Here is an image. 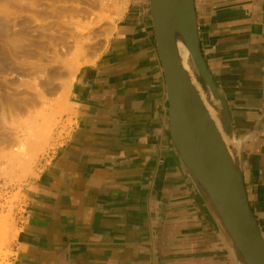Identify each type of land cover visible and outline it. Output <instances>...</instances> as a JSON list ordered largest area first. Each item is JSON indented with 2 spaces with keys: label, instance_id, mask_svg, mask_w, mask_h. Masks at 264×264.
<instances>
[{
  "label": "crops",
  "instance_id": "obj_1",
  "mask_svg": "<svg viewBox=\"0 0 264 264\" xmlns=\"http://www.w3.org/2000/svg\"><path fill=\"white\" fill-rule=\"evenodd\" d=\"M102 52L15 209L5 264H237L170 137L149 0H121ZM264 236V0H194Z\"/></svg>",
  "mask_w": 264,
  "mask_h": 264
},
{
  "label": "rangeland",
  "instance_id": "obj_2",
  "mask_svg": "<svg viewBox=\"0 0 264 264\" xmlns=\"http://www.w3.org/2000/svg\"><path fill=\"white\" fill-rule=\"evenodd\" d=\"M121 6V0H0V45L2 46L0 56L3 52L7 53L10 62L14 64L16 62V65L7 62L12 65L11 68L5 63L4 66H9V69L0 68V82L4 84L5 80H9L11 88L9 90H16V93H22L21 96L27 95L32 101L40 92L38 98L44 97L46 106L50 105L45 111L48 114L46 117L49 119L50 131L47 137L43 140L39 139L40 141L28 140L30 131L33 132L34 128L36 131L38 116L42 113L39 104L33 102L34 104L31 103L27 109H17L4 118L0 117V264H5L9 255L8 248L17 232L14 217L16 203L22 196V187L34 175L37 161L56 143V137L63 133L65 118L71 113L68 89L73 76L81 66L92 63L98 58ZM77 24L81 25L85 33L81 41V43L85 42L82 48L81 43L75 44L70 35ZM4 37L8 38L3 39ZM56 37H61L62 42L58 45L54 42L55 47L53 41L57 39ZM40 38L45 42L51 41L54 45L43 50L45 53L40 61L47 65L44 69V64L40 62L44 71L46 70L45 73H41L43 77L39 74L42 65L37 64L40 57L29 53L24 59L26 61L22 62L26 56H23L21 50L30 48L29 50L39 51L31 43L32 40L34 42ZM74 45H77V48L76 46L74 48ZM74 51L77 53L74 54ZM25 63L27 65L23 66ZM31 63L40 68L37 72L34 65L30 66L31 69L34 67L32 72L36 71L35 74L31 73L30 67H27ZM13 66L17 67L13 68ZM23 67H27L31 75L25 74ZM4 86L0 83V92L4 93ZM3 93H0V97Z\"/></svg>",
  "mask_w": 264,
  "mask_h": 264
},
{
  "label": "water",
  "instance_id": "obj_3",
  "mask_svg": "<svg viewBox=\"0 0 264 264\" xmlns=\"http://www.w3.org/2000/svg\"><path fill=\"white\" fill-rule=\"evenodd\" d=\"M149 6L172 145L237 264H264V236L248 203L227 103L202 55L194 0Z\"/></svg>",
  "mask_w": 264,
  "mask_h": 264
},
{
  "label": "bare ground",
  "instance_id": "obj_4",
  "mask_svg": "<svg viewBox=\"0 0 264 264\" xmlns=\"http://www.w3.org/2000/svg\"><path fill=\"white\" fill-rule=\"evenodd\" d=\"M57 12H59L58 10H56ZM5 23V22H4ZM1 24H3V23H1ZM7 24V23H6ZM6 24H5V27H6ZM8 26V25H7ZM2 27V26H1ZM3 27H4V25H3ZM4 27V28H5ZM24 28V27H23ZM6 30H7V32H8V29L6 28ZM24 30H26L25 28H24ZM27 32V31H26ZM6 33V32H5ZM5 35V34H4ZM70 35H71V37H72V39H73V41H74V43L75 44H77L78 43V45H79V42L81 43V41H82V38L84 37L83 35H85V33H83V30H82V27H81V25H79V24H77L75 27H74V29L70 32ZM1 36V35H0ZM8 38V37H7ZM7 38H3V39H7ZM57 38V37H56ZM54 39V38H53ZM6 41V40H5ZM49 41V40H48ZM4 42V41H3ZM56 43L57 45H58V43L59 42H62V40H61V37H59V38H57L55 41H53V43ZM55 43H54V45H55ZM85 43V42H84ZM84 43L82 42L81 43V48L83 47V45H84ZM4 44V43H3ZM31 45H35V47H36V49H38L39 51H37L36 52V50L35 51H33V50H29L28 48H24V50L23 49H21L22 50V54H23V56H26V55H29V53L30 54H36V56H38V57H40L39 58V62H37V64L38 65H40L41 63H43V61L41 62L40 61V59H43V54L45 53H43V50L45 51V49H48V46H50L51 45V48H52V46H54V45H52L51 44V41L50 42H45V41H43L42 40V38H40L39 40L37 39L36 41H34L33 42V40H32V43H31ZM28 46H29V44H28ZM71 46V45H70ZM75 46H76V48H77V45H74V48H75ZM1 45H0V49H1ZM55 47H56V45H55ZM59 47H60V44H59ZM62 47V46H61ZM68 47V46H67ZM73 47V46H72ZM8 48V47H7ZM10 48V47H9ZM33 48V47H32ZM70 48V47H69ZM79 48V47H78ZM3 49V48H2ZM4 50H5V48H4ZM3 50V51H4ZM41 50V51H40ZM79 50V49H78ZM1 51V50H0ZM54 51V50H53ZM77 51V50H76ZM83 51V50H82ZM2 52V51H1ZM19 52V51H18ZM56 52V51H55ZM75 52V51H74ZM15 53H17V52H15ZM14 53V54H15ZM21 53V52H20ZM77 52H75L74 54H76ZM2 55L0 56V68H3V67H5L6 65H11V64H14V63H11L10 62V58L8 59V55H7V53H1ZM12 54V53H11ZM19 54V53H18ZM17 54V55H18ZM56 54V53H55ZM15 57H16V55H15ZM14 57V58H15ZM19 57V56H18ZM18 57H17V59H18ZM22 57V56H21ZM28 56H26V57H24L23 58V60L24 59H26ZM78 57H80V56H78ZM9 61H8V60ZM12 60V59H11ZM14 60V59H13ZM20 60L22 61V59L20 58ZM15 61H16V59H15ZM21 61H20V64H21ZM26 60H24V61H22V62H25ZM78 61V60H77ZM7 62H10L11 64H8ZM41 62V63H40ZM5 63H7L6 65H5ZM18 63H19V61H18ZM30 64V63H29ZM44 64V63H43ZM43 64H41L42 65V67H41V69L42 70H40V68H37V66L38 65H35V64H32L31 63V65H28L27 67L29 68L30 66H32V65H34L35 66V69H36V71L39 69L41 72H39V74L40 75H42L41 73L42 72H44L45 73V71H44V69H45V65L46 64H44V69H43ZM77 64V63H76ZM5 65V66H4ZM14 65H16V62H15V64ZM27 64L25 63V64H23V66H26ZM9 66H7V67H5V69L6 68H8ZM12 66V65H11ZM11 66L9 67V68H11ZM20 67H22L21 65H19ZM47 66V65H46ZM17 67V66H16ZM16 67H14L13 66V68H16ZM27 67H23V72H25V74L26 73H28L29 74V72H30V70L29 69H27ZM40 67V66H39ZM8 68V69H9ZM57 68V67H56ZM7 69V70H8ZM19 69V68H18ZM17 69V70H18ZM30 69H31V67H30ZM34 69V67H32V69H31V73H33L32 72V70ZM1 70V69H0ZM13 70H16V69H13ZM3 71H6V70H3ZM10 71H12V70H10ZM35 71V72H36ZM7 72V71H6ZM19 72H21V70L19 71ZM35 72H34V74H35ZM38 72V71H37ZM48 72V71H47ZM73 73V72H72ZM38 74V73H37ZM49 74V73H48ZM29 75H31V74H29ZM28 75V76H29ZM46 75V74H45ZM2 76H4L5 77V75H2ZM39 76V75H38ZM42 77H43V75H42ZM59 77V76H58ZM47 78V77H46ZM55 78H57V77H55ZM39 79V78H38ZM3 81H4V78H3ZM38 81V80H37ZM1 83V85L2 86H4V84H5V86H4V93L1 91L0 93L2 94L3 93V95L0 97V117L2 116V118H4L6 115H8V114H11L12 112H15L17 109H19V110H24V109H27L28 107H29V105H31V103H36V104H39V106H41V114H40V116H38V118H39V120L37 121V124H36V131H35V128H34V131L32 132V131H30L31 132V135H29V137H28V140L29 141H31V142H33V140L35 139V140H43V139H45L46 137H47V135L49 134V131H50V127H49V119H48V117H46L48 114L45 112L46 111V107L49 105H47L46 106V102L43 100V99H45L44 97L42 98V97H39L38 98V95L39 94H41L40 92H39V94L37 95V98L36 99H34L33 101L26 95H22L21 96V94L22 93H16V90H14V91H12V90H9V80L8 81H6L5 80V82H4V84L2 83V82H0ZM26 83V82H25ZM11 89V88H10ZM12 89H14V88H12ZM39 89V88H38ZM3 90V89H2ZM41 90V89H40ZM44 90H46V89H44ZM12 91V92H11ZM36 91H37V89H36ZM39 91V90H38ZM0 94V95H1ZM44 94V93H43ZM42 94V95H43ZM20 95V97H18ZM45 95V94H44ZM43 95V96H44ZM57 95V94H56ZM41 96V95H40ZM47 96V95H46ZM55 96V95H54ZM56 100V99H55ZM50 101V100H49ZM54 102V101H53ZM33 103V104H34ZM35 104V105H36ZM52 105V104H51ZM56 105V104H55ZM50 106V105H49ZM48 108V107H47ZM52 108V107H51ZM56 108V110H57V107H55ZM51 110V109H50ZM49 110V111H50ZM48 111V112H49ZM209 111H210V114L213 116V112H211V110L209 109ZM47 114V115H46ZM54 115V114H53ZM1 118V119H2ZM7 118V117H6ZM51 118V117H50ZM53 119V118H52ZM51 122V121H50ZM1 125V124H0ZM28 136V135H27ZM27 139V138H26ZM39 140V141H40ZM36 141V142H37ZM11 143V142H10ZM28 144V143H27ZM26 160H27V158H26ZM27 161H30V160H27Z\"/></svg>",
  "mask_w": 264,
  "mask_h": 264
}]
</instances>
